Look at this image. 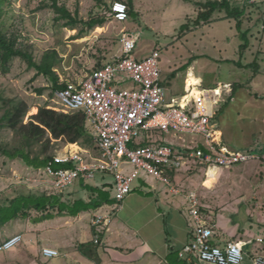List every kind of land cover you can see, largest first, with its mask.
Instances as JSON below:
<instances>
[{
  "label": "rangeland",
  "instance_id": "1",
  "mask_svg": "<svg viewBox=\"0 0 264 264\" xmlns=\"http://www.w3.org/2000/svg\"><path fill=\"white\" fill-rule=\"evenodd\" d=\"M127 0H120L126 4ZM215 0H133L131 15L123 23L109 19V8L117 0H60L78 23L67 27L64 19L46 5L47 0H9L3 7L2 29L18 36V42L39 62L48 52H56L58 64L54 72L59 82L74 85L99 66L112 61L122 49V42L133 40L134 55L142 60L152 52H159V69L165 88L167 103H177L184 94L189 74L201 80L202 88L217 90L220 100L214 107L218 111L228 103L214 119L222 133L224 143L231 148L252 153L256 158L231 169H220L215 178H207L204 170L194 163L189 164L175 179L180 190L194 191L202 204L219 211L226 227L248 230L255 226L260 211L253 209V197L264 196V0H229L231 6L244 9L242 30L248 31V48L240 57L239 33L235 21L225 18L224 12H215L210 21L195 25L200 8L196 3ZM105 18L100 31L89 29L90 20ZM185 25V29L181 27ZM238 62L240 65H238ZM257 67H249L252 63ZM134 84L125 82L117 89H132ZM38 91H41L39 95ZM0 118L6 108L20 102L29 106L24 119L33 116V109L55 107L54 92L47 78L36 76L35 70L27 68L25 62L14 59L9 71L2 75L0 68ZM5 124V123H3ZM180 138V139H178ZM163 139L171 142L174 149L189 142L202 143V138L187 134L162 135L154 131L137 142L152 141L154 145ZM0 145L8 151L23 150L31 158H42L40 147H29L23 139L7 129H0ZM62 143L52 141L49 155L60 151ZM126 169H131L126 166ZM100 180V181H99ZM105 180L113 184V179ZM142 175L132 184L138 187ZM103 180L97 175L83 183L98 186ZM156 184L151 177L146 180ZM80 181H75L62 193L54 191L42 169H34L20 159L10 160L0 153V206L19 195L47 194L57 196L71 205L75 200L87 201L90 193L83 190ZM82 189V191H81ZM108 198H114V188L106 191ZM88 219L87 213H83ZM212 213H208L210 220ZM39 214L31 212L30 219L15 220L0 225V244L20 235L29 248L22 249L24 242L10 251L0 253V264H25L23 258L35 254L36 247L45 241L59 238L55 225L64 229L60 237H73L77 227L82 230L90 226L84 219L56 217L37 221ZM208 219V220H209ZM249 219L252 221L250 222ZM79 224V225H78ZM75 233V234H74Z\"/></svg>",
  "mask_w": 264,
  "mask_h": 264
},
{
  "label": "built area",
  "instance_id": "2",
  "mask_svg": "<svg viewBox=\"0 0 264 264\" xmlns=\"http://www.w3.org/2000/svg\"><path fill=\"white\" fill-rule=\"evenodd\" d=\"M109 18L117 23L128 19L124 3L111 5ZM133 40L122 42V49L112 61L87 75L81 82L54 92L53 111L84 115L94 145L85 149L66 143L55 152L53 161L43 168L44 176L54 191L62 193L75 181L93 180L97 175L113 179L114 201L121 203L132 193V184L142 175L151 177L167 187L174 196L182 195L193 223L190 244L181 251V257L193 264H245L243 246L235 242L223 245L212 243L214 232L205 221L198 196L194 191L184 193L168 177L170 172L183 171L189 164L200 165L206 176L211 170L231 169L256 158L252 153L227 146L222 133L214 123V107L219 99L217 90L202 88L201 80L184 86V94L177 103H167L159 69V52L138 60L134 55ZM125 82L132 89H117ZM152 130L168 135L199 136L202 143L190 141L174 149L172 144L140 145L139 136ZM180 139V138H179ZM58 142V141H57ZM55 165L68 166L54 169ZM130 166L131 169H126ZM112 212L97 210L92 213L90 226L97 232L108 231ZM20 235L0 244V253L10 251L22 243ZM98 242V236L94 243ZM45 259L59 257L58 251L43 248ZM251 264H264V254H255Z\"/></svg>",
  "mask_w": 264,
  "mask_h": 264
},
{
  "label": "crops",
  "instance_id": "3",
  "mask_svg": "<svg viewBox=\"0 0 264 264\" xmlns=\"http://www.w3.org/2000/svg\"><path fill=\"white\" fill-rule=\"evenodd\" d=\"M97 31L100 29L97 28ZM188 76L190 79L194 78L190 74ZM152 132L154 130L146 135ZM162 143L172 144L165 139ZM180 172L174 174V179ZM105 177L101 176L103 181L98 186H90L93 188V193L85 190L90 193L85 202H89L91 197L97 201V192L100 190L109 203L103 202L101 207L85 212L88 219L83 213L73 218L76 222L83 219L88 221L92 213L97 210L112 212L108 231L97 232L89 225L84 231L78 226L75 236L68 238L60 237L65 230L55 225V232L59 234V238L45 241L37 246L33 256L28 254L27 258H23L25 264H193L180 256L183 248L190 244L193 230V223L188 216V206L182 195L174 196L161 183L153 179L156 184H149L146 181L148 178H144L145 181L134 188L121 203L116 204L114 198L110 199L106 195L107 189H112L113 184L108 183ZM208 177L215 178L216 172L214 176L207 175ZM253 199L256 201L253 209L260 211L255 221L257 229L249 227L248 230H244L235 228L234 224L226 227L219 211L211 212V207L202 204L198 196L203 217L214 232L212 243L223 245L227 242H235L242 245L247 256L245 264H251V258L255 254H264V196ZM208 213H212V220L209 219ZM96 236L98 242L95 244ZM26 247L30 246L24 242L21 248L26 249ZM43 248L58 251L59 257L43 258L41 255Z\"/></svg>",
  "mask_w": 264,
  "mask_h": 264
},
{
  "label": "trees",
  "instance_id": "4",
  "mask_svg": "<svg viewBox=\"0 0 264 264\" xmlns=\"http://www.w3.org/2000/svg\"><path fill=\"white\" fill-rule=\"evenodd\" d=\"M98 1L99 0H97V2ZM118 1L120 0H117V2ZM47 2L49 4L46 6L50 7L58 15V19L67 21L65 23L67 27H72L78 23L77 15L73 17L65 6L59 4L60 0H47ZM5 5H9V0H0V68L2 75L8 73L10 63L14 59H20L26 63L28 69L35 70L36 76L47 78L53 92L66 88L67 84L60 83L58 75L54 72V68L59 61L56 52H48L42 56L39 62H36L28 50L24 49L22 44L18 42L17 35L12 33L8 34L2 29L3 7ZM125 5L128 8V15H131L133 0H127ZM195 5L200 8L195 21L196 26L200 23L209 22L215 12H224L226 19L235 21V27L239 33V40L242 42L239 46L240 57H242L243 52L249 45L248 31L242 30L244 9L231 6L229 0L208 1L202 4L196 3ZM105 21L104 17L96 18L90 20L86 25L89 29L101 28ZM185 28V25L181 27V29ZM238 65H240L239 62ZM101 67L99 66L98 69ZM249 67L257 66L254 62ZM38 93L41 95L42 92L38 91ZM227 105L228 103L222 104V107L214 113L213 119L217 118ZM28 111L29 106L23 102L11 108H6L3 116L0 118V129H7L21 137L24 143L29 147H40L42 158H31L28 153H25L21 149H14L10 152L0 145V153L8 159H20L28 166L38 170L45 168L53 161V155L48 154L52 146V141L56 143L58 141L62 143V145L66 143L78 144L85 149L93 148V137L86 127L85 118L82 113L74 112L64 114L48 109L47 106L38 107L32 110L34 115L28 118L27 123H24ZM158 132L161 133L160 131ZM146 134L143 135V138L147 137ZM161 134L164 135L163 133ZM150 142L151 141H141L140 145H149ZM197 166L202 168L200 165ZM67 167L68 166L65 165L53 166L56 170L65 169ZM174 174V172L168 174L169 179L173 183H175ZM81 185L84 190L93 193V188L88 185ZM97 196V201L93 200L91 197L89 202L78 199L69 205L62 202L57 196L47 194L37 196L30 194L19 195L12 198L8 205L0 206V225H6L15 220L30 219L31 212L39 214V217L34 219L35 222L52 220L56 217H77L81 213L101 207L103 202L109 203L108 200L104 198V193L102 191L98 190Z\"/></svg>",
  "mask_w": 264,
  "mask_h": 264
},
{
  "label": "bare ground",
  "instance_id": "5",
  "mask_svg": "<svg viewBox=\"0 0 264 264\" xmlns=\"http://www.w3.org/2000/svg\"><path fill=\"white\" fill-rule=\"evenodd\" d=\"M197 82V79L196 78H191L190 77L188 78V84H191V83H196ZM212 173V174H211ZM214 173V174H213ZM215 175V170H211L208 172V176H214Z\"/></svg>",
  "mask_w": 264,
  "mask_h": 264
}]
</instances>
